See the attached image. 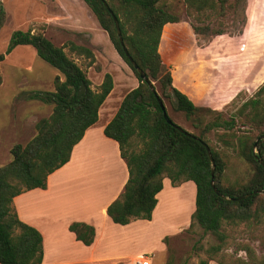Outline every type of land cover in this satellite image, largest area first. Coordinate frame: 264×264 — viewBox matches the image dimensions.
<instances>
[{
  "label": "trees",
  "instance_id": "1",
  "mask_svg": "<svg viewBox=\"0 0 264 264\" xmlns=\"http://www.w3.org/2000/svg\"><path fill=\"white\" fill-rule=\"evenodd\" d=\"M84 1L139 79V85L126 94L116 115L104 129L107 137L118 142L129 171L123 192L107 207L108 216L121 225L137 219L151 220L164 178H169L173 186L193 181L196 208L190 227L197 223L218 240L206 248L194 246L195 252L204 250L206 253L199 264H209L211 260L230 264L223 252L228 238L226 228L241 223L264 226V192H260L264 190V165L260 163V159L264 162V84L229 119L220 111L198 106L174 85L172 70L164 64L159 51L165 24L180 21L178 16L160 5L161 0H106L119 21L122 41L104 1ZM240 1L184 0L191 13L210 11L217 16H225L227 9H234ZM5 16L3 0H0V29ZM192 28L196 34L210 29L194 25ZM224 33L215 31L216 35ZM22 45L33 47L37 55L59 74L54 80V90L26 93L29 99L53 105L52 114L37 122L36 134L26 144H14L10 149L11 161L0 166V264L42 263L43 235L19 218L14 199L28 190L47 187L49 175L70 160L75 145L97 122L99 108L114 86L113 76L107 72L101 84L95 87L86 70L65 51L69 46L93 64L95 55L90 48L74 42L58 46L43 30L36 28L14 30L6 50L0 52V62ZM125 49L153 82L157 94L140 77ZM158 98L165 106L167 100L175 111L183 112L199 133L179 126L170 116L174 124L168 123ZM216 112L213 119H205V114ZM218 130L222 131V137H228L224 139L225 143L234 145L238 155L251 165L250 177L238 186L222 183L226 162L222 152L206 138L209 132ZM204 142L213 155L214 182L219 193L211 184L212 162ZM69 230L86 246L95 241L96 228L91 224L74 221ZM244 250L249 258H238V264H264V257L259 259L252 247L247 245ZM165 264H176L172 251Z\"/></svg>",
  "mask_w": 264,
  "mask_h": 264
},
{
  "label": "rangeland",
  "instance_id": "2",
  "mask_svg": "<svg viewBox=\"0 0 264 264\" xmlns=\"http://www.w3.org/2000/svg\"><path fill=\"white\" fill-rule=\"evenodd\" d=\"M160 5L178 16L180 21L190 24L191 39L203 49L202 80L219 75L217 61L220 56L228 57L223 60L227 66L231 65L232 71L237 70L240 73L242 68H247L248 74L244 78L248 79L247 90H241L220 111L227 119L236 115L242 103L254 97L264 84V0H241L234 9L228 8L225 16H217L210 11L203 14L191 13L184 0H161ZM3 6L6 16L0 29V52L6 50L14 30L36 28L43 30L58 46L74 42L90 48L95 55L93 64L86 57L72 51L69 46L65 47V51L86 70L94 86L107 72L113 73L119 81H126V75L136 77L84 0H3ZM193 25L210 29L196 34ZM216 30L225 33L216 35ZM242 34L245 36L236 39L239 48V54L236 51L239 55L237 60L232 57L231 48L234 46L230 43L235 39L231 40L230 37ZM167 36L168 28L165 29L163 38L166 40ZM220 43L226 44L224 51L219 47ZM242 57L246 60L242 61ZM58 74L54 67L37 55L33 47L27 45L17 46L0 62V166L11 161L12 146L16 143L26 144L36 134L37 122L52 114L53 105L29 99L26 93L34 90H54V80ZM124 83L126 86L129 84ZM165 102L167 112L176 124L188 131L199 133V129L193 127L191 120L183 112L175 111L169 101ZM216 114L217 112L205 114V119H213ZM238 118L237 116L236 119ZM221 135V130L211 131L206 138L210 145L222 152L226 162L222 183L238 186L250 177L251 165L238 155L234 145L225 143L224 139L228 137ZM172 187L173 190L166 189L163 193L162 203L153 223L136 228L101 223L97 237L99 252L109 255L113 260L95 264H134L140 254L149 256L152 264H165L171 251L176 264L185 261L188 264H199V260L206 257V253L204 250L195 252L194 246L201 245L206 248L218 243V240L197 223L190 227V213L196 208L190 185ZM177 193L180 195L179 201L176 200ZM168 211L179 215H170ZM226 232L228 238L223 252L228 263L238 264V258L248 260V254L244 250L247 245L253 248L259 259L264 257L263 225L241 223L235 227H227ZM70 250L73 259L79 257V249L74 247ZM136 252L139 255L135 258H116Z\"/></svg>",
  "mask_w": 264,
  "mask_h": 264
},
{
  "label": "crops",
  "instance_id": "3",
  "mask_svg": "<svg viewBox=\"0 0 264 264\" xmlns=\"http://www.w3.org/2000/svg\"><path fill=\"white\" fill-rule=\"evenodd\" d=\"M166 28L168 36L165 40L163 35ZM190 28V24L184 21L165 24L159 46L163 62L172 70L174 85L187 94L196 105L222 111L241 90H247L248 79H244L248 74L247 68H242L240 73L236 69L232 71L231 65L227 66L223 60L228 57L220 56L217 61L219 75L206 81L202 80L203 49L191 39ZM243 36L245 34L230 37L231 40L235 39L230 43L234 46L231 48L232 57L237 60L239 48L236 39ZM218 45L225 50V43ZM240 59L246 60L243 57ZM111 74L114 80L113 89L99 108L97 122L86 130L83 138L73 148L70 160L49 175L45 189L34 188L14 199L19 218L37 228L43 235L44 256L41 264H95L113 260L109 255L99 252L97 237L101 223L135 228L151 224L161 206L163 193L166 189H174L170 179L164 178L163 189L157 194L158 202L151 220L137 219L121 225L114 223L108 216L107 207L123 192L129 171L121 156L118 142L107 137L104 129L116 115L126 94L139 85L135 76L126 75V81H119L113 73ZM102 80L103 77H100L95 85L99 86ZM124 82L129 84L126 86ZM188 184L195 201L196 186L193 181L175 187L182 188ZM179 198L177 193L176 200L179 201ZM184 206L186 207L187 203ZM191 207L192 203L190 209ZM194 211L195 208L191 210L190 217ZM168 213L176 217L179 215L170 211ZM74 221L86 222L96 228L92 245H84L69 230V225ZM74 247L79 249V257L76 259H73L70 250ZM138 255L139 252H136L116 258L130 259ZM209 264L219 263L210 261Z\"/></svg>",
  "mask_w": 264,
  "mask_h": 264
},
{
  "label": "water",
  "instance_id": "4",
  "mask_svg": "<svg viewBox=\"0 0 264 264\" xmlns=\"http://www.w3.org/2000/svg\"><path fill=\"white\" fill-rule=\"evenodd\" d=\"M104 1V4L106 5V7L109 9L110 13L112 14L113 18H114V21H115V24H116V27H117V30H118V35L122 41V33H121V30H120V27H119V21L116 17V15L114 14V12L112 11V9L108 6L106 0H103ZM125 53L126 55L128 56L129 60L131 61V63L133 64V66L138 70L139 72V75L140 77L146 82L148 83V85L150 86V88L157 94L155 88H154V84L153 82L150 80V78L147 76V74L137 65V63L133 60V58L130 56L129 52L127 51V49H125ZM158 102L161 106V109L163 111V114H164V117L165 119L168 121V123L170 124H174L173 121L170 119L169 115H168V112H167V109H166V106L164 104V102L158 98ZM178 126V125H177ZM179 127V126H178ZM181 128V127H180ZM204 145L207 149V152H208V155H209V158H210V161L212 162V180H211V184H212V187L214 188V190L216 191V193H219V190L217 189V187L215 186V182H214V160H213V155H212V152H211V149L209 147V145L207 143L204 142ZM256 146V144H255ZM260 163L262 165H264V162L262 159H260ZM260 192H264V190H261Z\"/></svg>",
  "mask_w": 264,
  "mask_h": 264
},
{
  "label": "built area",
  "instance_id": "5",
  "mask_svg": "<svg viewBox=\"0 0 264 264\" xmlns=\"http://www.w3.org/2000/svg\"><path fill=\"white\" fill-rule=\"evenodd\" d=\"M137 264H152V260L146 254H140Z\"/></svg>",
  "mask_w": 264,
  "mask_h": 264
}]
</instances>
